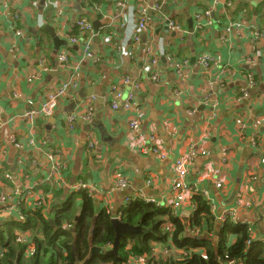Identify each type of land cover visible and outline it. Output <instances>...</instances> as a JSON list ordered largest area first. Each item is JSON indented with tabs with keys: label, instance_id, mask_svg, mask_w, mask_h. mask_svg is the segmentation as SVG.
<instances>
[{
	"label": "crops",
	"instance_id": "obj_1",
	"mask_svg": "<svg viewBox=\"0 0 264 264\" xmlns=\"http://www.w3.org/2000/svg\"><path fill=\"white\" fill-rule=\"evenodd\" d=\"M134 1L122 9L114 0H98L90 6H84L82 0H60L66 16L57 28L48 0H0V209L16 204L25 211L43 199L46 218L51 220V207L62 208L70 197L78 196L77 185L84 182L99 189L94 197L97 211L106 207L115 217L126 198H151L157 207L171 211L164 217L166 229L171 231V222L178 219L183 234L188 230L196 234L190 220L196 210L193 198L199 194L214 216L211 230L206 231L203 220L201 235L213 240L214 248L221 223L231 209L232 222L246 224L252 239L264 242V40L257 36L264 26V0H180L168 6L162 22L152 23L150 35L148 29L135 30L134 20L127 18ZM147 1L148 6L153 3ZM203 5L211 8V25L199 32L194 13ZM81 16L99 22L98 34L94 32L99 41L94 34L91 38L95 60L82 58L81 46L67 40L78 34L74 20ZM169 19L185 30L182 40L167 27ZM231 20L243 21L245 37L232 32L226 41L222 38V29ZM45 25L65 41L58 53L65 49L79 59L78 75L50 115H34L36 145L20 147L13 137L23 143L30 138L22 114L39 111L47 96L72 74L58 67V55L53 54V40L43 29ZM154 35L165 40L162 66L167 68L174 59L188 60L190 72L183 94L175 91L178 78L173 68L166 69L161 81L149 77L150 64L143 49ZM134 36L138 42L132 40ZM205 53L212 60L203 75L196 59ZM247 56L254 60L251 64L245 62ZM247 73L254 76L253 86L246 80ZM124 77L129 81L120 84L121 96L131 97L132 109L125 110L120 101L111 110L110 87ZM241 90H247L245 97ZM212 102L217 105L213 107ZM89 105L92 116L86 120L79 112ZM100 107L103 113L97 118ZM134 115L140 120L136 129L129 126ZM13 116H20L17 124L10 121ZM151 132L164 158L151 151ZM89 133L95 142L91 148ZM47 152L50 155L45 157L42 153ZM180 155H190L186 178L192 194L174 210L170 208L173 163ZM52 164H58L54 170ZM117 175L126 181L125 187L114 185ZM239 196L243 205H236ZM80 204L76 199V216ZM4 217L12 222L24 218L16 212H0V220ZM234 237L228 235L227 244ZM156 246L166 251L161 259L172 257L171 252L177 258L184 254L183 248L169 240Z\"/></svg>",
	"mask_w": 264,
	"mask_h": 264
},
{
	"label": "trees",
	"instance_id": "obj_2",
	"mask_svg": "<svg viewBox=\"0 0 264 264\" xmlns=\"http://www.w3.org/2000/svg\"><path fill=\"white\" fill-rule=\"evenodd\" d=\"M95 1L98 0H87L83 5L90 6ZM168 6L161 4L160 13H167ZM79 192L62 208L51 207V220L46 218L45 205L25 211L21 208L24 218L20 222L9 221V217L0 220V264H131V257L149 254L154 242L168 240L175 247L183 248L185 254L180 258L158 256L151 264H264V242L253 240L249 227L233 223L230 216L221 223L216 248L213 240L202 237L203 220L206 231L211 230L214 216L199 194L193 198L196 210L190 220L196 234L189 230L183 234L184 226L178 219L171 222L173 228L169 231L164 226V217L170 214V209L159 208L140 198H129L118 216L139 230L122 233L113 251L116 233L108 209L103 207L97 211L95 198ZM76 199L81 200L77 216ZM230 234L235 239L227 244ZM91 246L103 251L90 252Z\"/></svg>",
	"mask_w": 264,
	"mask_h": 264
},
{
	"label": "built area",
	"instance_id": "obj_3",
	"mask_svg": "<svg viewBox=\"0 0 264 264\" xmlns=\"http://www.w3.org/2000/svg\"><path fill=\"white\" fill-rule=\"evenodd\" d=\"M86 2L87 0H82ZM131 1V0H130ZM129 0H114V3L116 6L121 7L124 9ZM133 1V0H132ZM180 0H153V3L148 6L147 0H135L134 6H131L130 13L127 15L128 19H133V27H135V30H144L148 29L149 35L152 33V23L154 21L162 22V19L164 20L167 16L165 13H160V6L161 4H167L169 6L173 5L175 2H179ZM161 2V3H160ZM48 3L51 6V9H53L54 13V19H57L56 26L57 28L60 25V20L66 16V6L60 0H48ZM149 12H153V15H149ZM120 15L122 17V12H120ZM211 8L204 5L200 7L195 13H194V20H195V30L196 31H203L206 27H209L211 25ZM16 18V17H14ZM168 19V18H167ZM42 20H40V23L38 26L42 25ZM75 26L77 27L78 34L75 36H67V40L71 44H78L82 48L81 57L85 59H96V52L92 46L91 38L92 34H95L92 28V22L86 17L81 16L77 17L74 20ZM244 25L242 20H231L227 24L224 25L222 29V38L226 41L225 37L229 36L232 32H236V34L243 38L245 37L242 33V26ZM167 27L178 34V37L180 40L183 39L185 35V30L182 28V26L175 20V19H169L167 21ZM250 29V26H249ZM19 33V32H16ZM257 36L262 38L264 40V26L260 28L257 32ZM253 38L249 37V40H252ZM134 42H138L139 38L138 36H134L132 38ZM164 38L163 37H155V35L152 37L150 36L149 43L144 47L143 52L144 55L149 60L150 64V70H149V77L153 81H161L166 73V69L170 68L175 71V74L177 75V82L175 85V91L177 94H183L184 92V86L186 85L187 78L189 76L190 68L188 65L187 59H182L181 61H177L176 59L169 61L168 67H164L160 64V58L165 55V49H164ZM156 46L154 47V45ZM58 67L64 68L66 70H70L72 72L70 78L68 81H62L60 86L58 87L57 91L54 93H51L47 96V98L44 100V102L41 104V108L39 111L34 110H27L22 114V117L24 118V121L27 125L28 131L30 133V138L27 140L26 143H23L16 138L13 137L14 144L16 146L24 147V146H34L36 145L35 137H34V122L33 118L36 113H40L43 115H50L53 112V109L56 105V101L58 98L66 93V90L69 86L73 85L77 75H78V65H79V59H73L69 51L63 49L58 54ZM212 58L210 57L209 53L201 54L197 56V63L201 67L203 71V75L208 72L210 62ZM254 60L247 56L245 58V62L251 64ZM209 69V70H208ZM225 69L222 68L221 73H224ZM34 77V75H32ZM246 80L250 86H253L255 84V79L252 73H247ZM129 79L127 77H124L123 79H120L118 82L113 84L110 87V100H109V107L111 110H115L118 107V103L121 101L122 107L125 110H131V97L123 98L121 95L120 90V84L127 83ZM134 86L136 88H139V84L134 82ZM247 95V90H241V96L245 97ZM123 98V99H122ZM211 105L214 107L217 105V103L212 102ZM138 115V110H136V113ZM79 116L83 119H90L92 116L91 113V107L90 105L86 109L85 112H79ZM20 119V116H13L10 121L17 124V121ZM74 119V118H72ZM140 120L138 116L134 115L129 120V126L132 129H136L139 127ZM2 127V123L0 122V128ZM241 127L243 128L244 125L241 124ZM88 147L91 148L94 145V138L93 134H88ZM148 140L150 144L151 151L156 154V156L160 158L165 157V153L163 152L162 148L160 147V144L158 143L156 136L153 132H151L148 135ZM0 151L2 152L3 149L0 148ZM204 153V151H202ZM45 157H48L50 155L49 152L42 153ZM190 160V155H180L178 156L174 163L173 168L175 171V177L171 184V200H170V208L177 210L181 208L184 205V202L188 199V195L192 194V189L190 187V184L187 181V174H188V164ZM36 162L33 161V164ZM58 164H52L50 167L54 170L55 167ZM61 168V165H60ZM114 185L119 187H125L126 181L119 175H117L114 178ZM216 186L220 187L221 182L217 181ZM76 191H84L88 195L95 197L99 194V189L96 184H88L84 182H80L77 185ZM203 194L205 192L201 191ZM205 196V195H204ZM206 197V196H205ZM242 196H239L236 198V205H243ZM207 199V198H206ZM129 201L128 198H126L125 202ZM145 202H154L151 198H145ZM210 205L213 206L209 202ZM45 205V202L43 199H38L34 203V207H43ZM246 205V204H245ZM33 207V208H34ZM21 208H19L16 204L12 205L11 207H6L3 209H0V212L5 215H10L13 212H16L18 214H21L20 211ZM229 216L233 218L234 216V209H231L228 211ZM250 229V228H249ZM19 239H22V236L19 237ZM33 248V246H32ZM31 249V248H30ZM163 253L166 254L165 249H160L156 246L154 243L152 245V250L149 254H143V255H137L130 258L131 264H151L152 262L157 260L158 256H163ZM185 254V253H184ZM1 256V252H0ZM160 259V258H159ZM151 262V263H150Z\"/></svg>",
	"mask_w": 264,
	"mask_h": 264
},
{
	"label": "water",
	"instance_id": "obj_4",
	"mask_svg": "<svg viewBox=\"0 0 264 264\" xmlns=\"http://www.w3.org/2000/svg\"><path fill=\"white\" fill-rule=\"evenodd\" d=\"M98 25H99L98 21H94L92 23L93 31L96 32V33L98 31L97 30L98 29ZM43 29L51 36V38L53 40V45H54L53 54L57 55L59 47L61 45H63L65 43V41L61 40L58 36L55 35L54 29L51 26L45 25L43 27ZM94 37H95L94 39L98 42L99 41L98 40L99 39L98 35H95ZM102 113H103V107L98 108L97 109V113H96V117L100 118L102 116ZM100 128L102 130L103 126L101 125ZM111 223H112V226H113V228L115 230V233H116V236H115V239H114L113 248H112L113 251L116 249L117 244L119 243V239H120V236H121L122 233H130V232H134L136 230H139V227L130 226L128 223L122 222L120 220L119 216L112 217L111 218ZM112 250H109V251H112ZM93 251H101V249L99 247L91 246L90 252H93Z\"/></svg>",
	"mask_w": 264,
	"mask_h": 264
},
{
	"label": "rangeland",
	"instance_id": "obj_5",
	"mask_svg": "<svg viewBox=\"0 0 264 264\" xmlns=\"http://www.w3.org/2000/svg\"><path fill=\"white\" fill-rule=\"evenodd\" d=\"M120 196V195H119ZM156 244V243H155ZM157 244H160V243H157ZM156 244V245H157ZM197 251H199V250H197ZM171 254H172V257H174V258H177V256L175 255V253L174 252H171Z\"/></svg>",
	"mask_w": 264,
	"mask_h": 264
},
{
	"label": "clouds",
	"instance_id": "obj_6",
	"mask_svg": "<svg viewBox=\"0 0 264 264\" xmlns=\"http://www.w3.org/2000/svg\"><path fill=\"white\" fill-rule=\"evenodd\" d=\"M101 251H103V250H101Z\"/></svg>",
	"mask_w": 264,
	"mask_h": 264
}]
</instances>
